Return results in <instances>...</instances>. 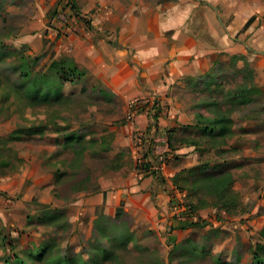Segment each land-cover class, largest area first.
Wrapping results in <instances>:
<instances>
[{"label":"rangeland","instance_id":"374dc122","mask_svg":"<svg viewBox=\"0 0 264 264\" xmlns=\"http://www.w3.org/2000/svg\"><path fill=\"white\" fill-rule=\"evenodd\" d=\"M12 2L0 0V145L17 151L23 162L16 172L0 175V264H264V155L259 151L264 99L257 98L264 96V85L256 60L220 54L211 71L176 85L173 102L156 98L150 105L164 122L175 112V126L165 124V131L154 136L149 126L134 135L136 155L154 162L150 169L157 173L149 175L161 184L167 181L160 167L170 162L178 166L196 160L184 169L199 165L208 174L232 172L239 213L209 205L199 210L203 222L190 226L199 220L188 207L197 196L175 187L166 208L157 205L161 210L155 215L101 213L89 209L85 198L97 194L100 179L118 176L110 163L123 156L115 155L113 146L100 151L95 141L112 131L115 143L117 128L129 120V104L67 53L69 32L57 28L58 20L55 31L50 25L41 38H31V45L17 40L18 23L28 9L23 1L15 7ZM78 17L89 24L86 16ZM66 58L86 74L63 80L50 72L49 84L41 87L54 94L60 90L62 98L56 104L41 101L43 96L30 99L29 84L50 71L54 60ZM222 118L225 122L214 124ZM204 125H215L216 131L224 127L225 134L209 136ZM139 135H145L142 143ZM183 138L197 143L184 145ZM43 248L47 252L40 259Z\"/></svg>","mask_w":264,"mask_h":264},{"label":"crops","instance_id":"0c3cea01","mask_svg":"<svg viewBox=\"0 0 264 264\" xmlns=\"http://www.w3.org/2000/svg\"><path fill=\"white\" fill-rule=\"evenodd\" d=\"M11 1L21 5L23 1L22 7L28 9L24 22L18 23L15 38L20 42L31 45V38H41L58 20L53 12L59 0ZM74 2L89 24L74 15L69 20H77V25L65 26L58 20L57 28L64 31L66 27L69 32L67 53L129 104V112L133 103L138 105L132 119L117 128L112 144L115 155L123 156L122 166L116 171L118 176L100 179L97 194L87 195L85 201L89 209L99 208L101 213L155 215L161 210L157 205L166 208L169 191L174 187L172 177L195 165L196 160L191 165L162 164L161 172L167 181L164 184L149 171L140 169L149 158L136 155L139 148L134 135L142 134L150 126L145 104L156 98L164 103L173 102L176 85L192 75L211 71L220 54L256 60L257 78H262L264 85V0H176L173 4H152L148 0ZM260 97L264 99L263 95L257 98ZM172 114L166 122L161 116L158 118V128L149 130L153 136L163 133L165 124L175 126L176 113ZM260 136L259 151L264 155V129Z\"/></svg>","mask_w":264,"mask_h":264},{"label":"trees","instance_id":"16d2710c","mask_svg":"<svg viewBox=\"0 0 264 264\" xmlns=\"http://www.w3.org/2000/svg\"><path fill=\"white\" fill-rule=\"evenodd\" d=\"M69 8L70 11L67 12L68 16L71 15L79 16V10L77 4L74 0H59L57 7L54 10V13L58 12L59 9L65 10ZM81 16V15H80ZM234 56V55H233ZM72 61V62H71ZM71 62V64H70ZM53 73L60 77L63 80L72 77H76L77 75H85L86 71L81 69L77 66L76 63L71 58L54 60L50 65V71H46L39 75L41 77L40 80L32 81L29 86L26 88V95L32 99L34 102L39 98L42 97L41 101H44L48 104H56V101L62 98L60 90L54 94L51 91L43 90L41 86H47L49 84L48 76L49 74ZM72 78L74 81L75 79ZM52 88V87H51ZM149 106L147 102L145 104V108ZM138 105L135 103L131 106V112H135ZM159 111L151 115L154 122L150 124V128L155 127L158 128V117ZM228 120V119H227ZM225 122L222 119H216L214 124ZM216 131L215 125H204V132L209 136L221 135L225 134L224 127ZM74 135L67 134V138H72ZM114 138V132H109V134L104 135L101 137L100 141H95L96 144L100 145V151H108L111 149L112 140ZM3 140V137L0 136V142ZM181 143L184 144H193L195 145L197 141L195 139L183 138L181 139ZM169 146L171 150L173 146L170 144ZM95 152H99L96 150ZM147 156V155H146ZM23 159L19 156L17 151L14 150H5L0 145V175H4L8 172H16L19 167L22 165ZM148 163L144 164V168L147 171H151L152 173H157V170L150 169V166L154 164V162L149 159ZM122 166V162L117 160H113L110 163V167L117 169ZM143 167V164H142ZM197 169H183L180 172H177L174 175L173 183L175 189L178 190H186L189 193V197L197 196L196 200L189 201L188 207L189 212L194 213L199 218V210L209 206L215 205L220 207L221 210H224L227 214H237L241 211V203L239 192L235 189V177L232 172L227 170H221L218 173H211L208 174L205 172L204 166L199 168V165L196 166ZM212 199L213 201L210 202L208 199ZM121 213V212H119ZM118 215V214H116ZM200 222H203L202 219L199 218L197 221H191L190 226H199ZM188 225V224H187ZM196 246V245H195ZM199 254V247H196ZM46 248L40 249L38 258H43L46 254ZM87 264V263H85Z\"/></svg>","mask_w":264,"mask_h":264},{"label":"built area","instance_id":"2783aa9c","mask_svg":"<svg viewBox=\"0 0 264 264\" xmlns=\"http://www.w3.org/2000/svg\"><path fill=\"white\" fill-rule=\"evenodd\" d=\"M68 11H70L68 7L66 8V11H65V10H62V9H59L58 12L56 13V18H58V20H62L63 22L67 21V20L69 19V16H68V14H67ZM154 100H155V99H154ZM154 100H153V101H154ZM153 101H152V103H153ZM148 103H149V102H148ZM152 103H151V104H152ZM151 104L149 103V107H148V111H149L150 117H151V115H153L154 113L157 112V111L155 112V107H154V106H152V107L150 106ZM133 113H134V112H130L129 119H132ZM159 113H160V112H159ZM158 115H159V114H158ZM158 118H159V117H158ZM152 122H154V120H153V118L151 117V123H152ZM151 129L156 130L155 127H152ZM143 136H145V135H139V137L137 138V141L140 142V143H142ZM151 169H152V168H151ZM154 169H157V168H154Z\"/></svg>","mask_w":264,"mask_h":264}]
</instances>
